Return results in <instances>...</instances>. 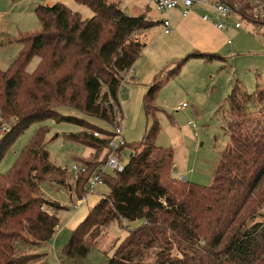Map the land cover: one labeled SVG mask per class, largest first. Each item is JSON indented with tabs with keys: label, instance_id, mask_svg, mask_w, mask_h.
I'll list each match as a JSON object with an SVG mask.
<instances>
[{
	"label": "trees",
	"instance_id": "trees-1",
	"mask_svg": "<svg viewBox=\"0 0 264 264\" xmlns=\"http://www.w3.org/2000/svg\"><path fill=\"white\" fill-rule=\"evenodd\" d=\"M76 1L89 6L93 15L82 18L60 1L37 5L40 29L18 35L21 48L6 69L0 68V129L6 128L0 132V160L29 125L49 118L84 128L82 134L64 136L96 150L94 161H84L91 168L107 155L109 131L88 117L108 127L116 121L124 76L143 47L134 34L155 22L128 15L110 0ZM224 1L237 4L241 18L264 32V0H259L262 16H255V0ZM34 56L37 64L27 71ZM189 58L225 60L215 52L190 51L153 80L142 101L153 122L141 142L125 143L130 153L124 170L105 176L109 192L71 230L61 250L68 264H80L104 225L140 218L143 222L128 230L106 264H264V222L253 221L264 207V82L248 92L235 81L229 92L223 115L228 143L212 182L178 179L171 172L173 151L154 142L156 96ZM61 106L82 116L63 114ZM94 130L103 136H95ZM46 132L38 129L11 167L0 172V264L36 259L38 254L18 252V246L40 249L57 231V211L64 205L40 191V183L59 168L49 160ZM88 177V172L76 176L81 195Z\"/></svg>",
	"mask_w": 264,
	"mask_h": 264
},
{
	"label": "rangeland",
	"instance_id": "rangeland-1",
	"mask_svg": "<svg viewBox=\"0 0 264 264\" xmlns=\"http://www.w3.org/2000/svg\"><path fill=\"white\" fill-rule=\"evenodd\" d=\"M58 1L65 3L72 10L78 11L82 18L93 15L89 6L76 0H0L1 69L4 70L10 65L22 46L15 41V38L20 34L34 33L40 29L34 11L35 7L39 4L51 5ZM116 1L119 2L122 9L132 12L129 5L132 0ZM136 1L140 4L144 2V0ZM151 9L153 12L154 9ZM237 20L238 18L232 15L228 22L233 24ZM239 21L240 29L226 32L225 41L221 44L220 50L214 51L224 57L225 60L215 58L205 61L204 59L190 58L182 64L180 71L178 70L173 76L175 79H169L165 84L166 87L164 86L157 93L156 104L159 111L155 113V117L158 121V131L154 137V142L158 146L171 148L173 151L174 170L171 172L175 178L183 179L185 177V180L189 182L202 185H209L212 182L221 151L228 143L223 115L229 108L227 101L229 92L232 90L235 81H238L241 87L248 92H252L257 84L262 85L264 82V32L261 28H255L247 20L241 19ZM156 31H159L158 27L153 28L149 33ZM226 40H230L229 43ZM37 61L38 57L34 56L27 65V71H32ZM124 94L125 91L122 90L120 94L121 113L118 117H122V121H124V138L127 143L132 145L141 142L146 127L153 122V117L151 115L146 117L142 111L139 118L129 122L128 118L125 117L124 107L129 113L132 106L131 102L127 100L123 104ZM183 102L186 103V107L176 110V106ZM58 110L63 114L82 116L77 110L68 107L61 106ZM88 118L101 128H109L95 118ZM40 128L47 130L45 140L49 151V160L59 167L47 176L48 179L40 183V191L45 198L64 205L57 211L59 222L57 231L51 240L52 251L50 250L49 264H68L62 254H59L57 261L53 252H60V248H63L67 243L71 233L70 225L67 223L80 210L79 208H72L70 202L85 193V189L82 195L78 192L82 184L80 182L79 185L75 183L76 176L71 169L74 161H94L96 150L64 136L65 133L77 131L82 134L83 127L66 121L56 122L49 118L32 123L16 137L0 160L1 173L6 172L11 167L33 134ZM137 147L138 149L142 148L140 145ZM129 153L127 151V155ZM68 192L72 196L69 197ZM76 192L79 193V196L75 195ZM108 192L109 188L106 184L98 185L95 194L88 197V204L96 195ZM260 212L261 214L255 217L253 221L261 220L264 217V207ZM253 221H247L245 226H249ZM142 222L143 219L140 218L133 221H114L109 225H104L94 244L97 250L90 249L92 261L89 258H82L79 261L80 264H106L107 258L113 254L128 230ZM18 247V252L38 254L36 259L27 264H37L44 256L35 245ZM172 253L180 256L175 250H172Z\"/></svg>",
	"mask_w": 264,
	"mask_h": 264
},
{
	"label": "crops",
	"instance_id": "crops-1",
	"mask_svg": "<svg viewBox=\"0 0 264 264\" xmlns=\"http://www.w3.org/2000/svg\"><path fill=\"white\" fill-rule=\"evenodd\" d=\"M110 1L115 2L119 6L118 1ZM129 5L132 12L122 9L120 6L119 7L128 15H142L147 20L155 22L153 26L142 29L134 34V36L141 43H143V47L128 72L125 74L123 80L122 90L125 91V94L122 102L123 104L126 100L131 102L132 107L129 113L124 107L125 117L128 118L130 122V120H134L141 116V112L143 111V97L153 80L158 75H164L166 71L171 69L179 57L182 58L184 54L186 55L190 51L213 53L214 51L220 50L221 44L225 41V33L240 28H232L230 30L218 29L212 21H207L202 18V15L206 12L211 16L213 15L212 12L207 11L202 5L195 6L185 15L181 14L179 8H173L165 13L158 12L148 2V0H144L142 4L138 3L136 0H132ZM151 8L154 9L153 12H151ZM164 18H168L170 21L171 30L168 33L163 32L162 20ZM157 27L159 28L158 32L149 33L150 30ZM226 41L229 43L230 40ZM192 59L201 60L202 58ZM181 68L182 66L180 69ZM173 76L166 78L159 91H161L164 86L166 87L165 84L169 79L174 78ZM122 122L124 126V121ZM68 195L72 196L69 192ZM102 196V194L96 195V197H93L90 204H88L87 201L86 204L79 207V212H76L77 214L75 213L76 215L73 216L67 223V225H70L69 227L71 230L74 229L76 225L85 217L88 212V208L90 206L92 207ZM51 240L47 246L40 248V251L45 254L42 256V260L37 264H49L50 250L52 251ZM92 249L97 250L95 246H93L91 250ZM61 250L62 248H60V252H53L57 261L59 260ZM91 250L84 257V259L89 258V260L92 261L93 257L90 256Z\"/></svg>",
	"mask_w": 264,
	"mask_h": 264
},
{
	"label": "built area",
	"instance_id": "built-area-1",
	"mask_svg": "<svg viewBox=\"0 0 264 264\" xmlns=\"http://www.w3.org/2000/svg\"><path fill=\"white\" fill-rule=\"evenodd\" d=\"M148 2L158 12L165 13L173 8H179L182 15L188 13L195 6L202 5L207 11L213 13L211 16L206 12L202 15V18L207 21H212L218 29L230 30L232 28L241 27L239 20L242 18L238 12L239 6L237 4L227 3L224 0H148ZM252 4L254 5L255 16H262V3L259 0H255ZM232 15H235L238 20L230 24L228 21ZM162 26L164 33L170 32V21L168 18L162 20ZM184 107H186V103L183 102L176 106V110ZM119 113L120 112L117 111L116 121L112 125H109L108 128L109 133L106 135L107 155L105 159L93 168L79 160L74 161L72 165L71 171L75 176L79 173H89V177L84 185V195L70 202V206L74 209L87 203L88 197L95 193L96 187L100 184H104L107 174L118 173L125 168L129 155H127L128 149L125 146L126 141L123 135L122 118L118 117ZM5 129V126H3L0 132H3ZM93 134L98 137L103 136V133L97 130H94ZM171 170H174L173 166ZM162 201L165 202L164 200ZM51 211L56 212L55 209H51ZM261 221L264 222V217L261 218Z\"/></svg>",
	"mask_w": 264,
	"mask_h": 264
},
{
	"label": "water",
	"instance_id": "water-1",
	"mask_svg": "<svg viewBox=\"0 0 264 264\" xmlns=\"http://www.w3.org/2000/svg\"><path fill=\"white\" fill-rule=\"evenodd\" d=\"M184 178H185V177H184ZM184 178H183V179H184Z\"/></svg>",
	"mask_w": 264,
	"mask_h": 264
}]
</instances>
